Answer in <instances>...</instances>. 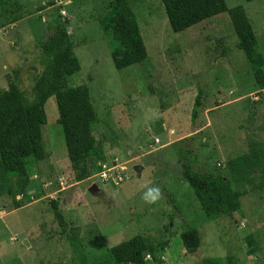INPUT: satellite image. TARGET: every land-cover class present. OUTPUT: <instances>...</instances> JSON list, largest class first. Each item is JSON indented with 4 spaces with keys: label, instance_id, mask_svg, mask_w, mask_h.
<instances>
[{
    "label": "rangeland",
    "instance_id": "obj_1",
    "mask_svg": "<svg viewBox=\"0 0 264 264\" xmlns=\"http://www.w3.org/2000/svg\"><path fill=\"white\" fill-rule=\"evenodd\" d=\"M225 1L243 6L264 57V0ZM129 2L147 58L117 69V42L99 26L109 0H0V89L13 82L34 100L32 85L49 61L40 44L63 24L80 62L66 86H89L93 133L114 175L102 180L100 169L74 177L49 97L46 156L28 159L29 184L0 168V264H110L111 247L137 234L152 246L167 241L157 264H264V88L237 47L228 13L174 32L161 0ZM182 163L229 179L241 193L240 210L207 216ZM145 184L159 186L163 199L145 203ZM190 227L200 235L193 252L180 239Z\"/></svg>",
    "mask_w": 264,
    "mask_h": 264
},
{
    "label": "trees",
    "instance_id": "obj_2",
    "mask_svg": "<svg viewBox=\"0 0 264 264\" xmlns=\"http://www.w3.org/2000/svg\"><path fill=\"white\" fill-rule=\"evenodd\" d=\"M161 1L174 32L227 12L238 38L237 47L246 54L255 83L264 88V57L242 5L228 7L225 0ZM17 19L14 17V20ZM99 26L111 33L117 42L111 51L115 68L122 69L146 60V46L129 0H109L108 10L99 20ZM40 50L49 57V61L32 85L34 100L30 101L13 82L0 89V168L7 174L17 175L22 187L30 182L26 167L28 159L42 160L46 156L41 129L46 123L44 106L51 96L56 101L57 121L62 127L74 177L77 180L89 177L95 170H100L105 160L93 133L97 112L89 86H66L67 77L80 69L67 28L57 24L52 34L40 44ZM201 98L199 91L192 108V119L198 115ZM180 172L207 216H230L240 210L241 193L232 187L229 179L220 174L199 173L189 163H182ZM51 205L56 209V201H52ZM180 239L187 251H196L200 244V235L195 227L185 229ZM166 244L165 240L152 246L141 234L134 235L111 247L113 262L110 264H150L145 260L146 254L151 256V264H157L158 253L164 250Z\"/></svg>",
    "mask_w": 264,
    "mask_h": 264
},
{
    "label": "clouds",
    "instance_id": "obj_3",
    "mask_svg": "<svg viewBox=\"0 0 264 264\" xmlns=\"http://www.w3.org/2000/svg\"><path fill=\"white\" fill-rule=\"evenodd\" d=\"M145 191L142 194V199L149 205L157 204L163 199V192L159 186L156 185H143Z\"/></svg>",
    "mask_w": 264,
    "mask_h": 264
},
{
    "label": "built area",
    "instance_id": "obj_4",
    "mask_svg": "<svg viewBox=\"0 0 264 264\" xmlns=\"http://www.w3.org/2000/svg\"><path fill=\"white\" fill-rule=\"evenodd\" d=\"M100 169H101V171L98 173V175L100 176V178L102 180H107V179L111 178V176L113 175V173H109V171L112 168H107L104 163L103 164L101 163V168ZM146 256L149 257L150 255L146 254Z\"/></svg>",
    "mask_w": 264,
    "mask_h": 264
},
{
    "label": "water",
    "instance_id": "obj_5",
    "mask_svg": "<svg viewBox=\"0 0 264 264\" xmlns=\"http://www.w3.org/2000/svg\"><path fill=\"white\" fill-rule=\"evenodd\" d=\"M141 166L139 165H134V170L136 171V173L139 175L140 174V171H141ZM99 187L93 183L90 187H89V191L93 194V195H96L97 192L99 191Z\"/></svg>",
    "mask_w": 264,
    "mask_h": 264
},
{
    "label": "crops",
    "instance_id": "obj_6",
    "mask_svg": "<svg viewBox=\"0 0 264 264\" xmlns=\"http://www.w3.org/2000/svg\"><path fill=\"white\" fill-rule=\"evenodd\" d=\"M198 24V23H197ZM196 25V24H195Z\"/></svg>",
    "mask_w": 264,
    "mask_h": 264
}]
</instances>
